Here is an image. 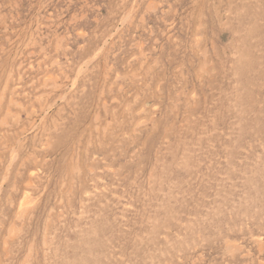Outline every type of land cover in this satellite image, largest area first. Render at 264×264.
Segmentation results:
<instances>
[{
  "label": "rangeland",
  "instance_id": "1",
  "mask_svg": "<svg viewBox=\"0 0 264 264\" xmlns=\"http://www.w3.org/2000/svg\"><path fill=\"white\" fill-rule=\"evenodd\" d=\"M0 262L264 264V0H0Z\"/></svg>",
  "mask_w": 264,
  "mask_h": 264
},
{
  "label": "bare ground",
  "instance_id": "2",
  "mask_svg": "<svg viewBox=\"0 0 264 264\" xmlns=\"http://www.w3.org/2000/svg\"><path fill=\"white\" fill-rule=\"evenodd\" d=\"M71 1H72V0H71ZM18 2H19V1H18ZM32 2H33V1H32ZM150 5H151V4H150ZM11 7H12V6H11ZM26 9H27V8H26ZM36 9H37V8H36ZM154 9H155V8H154ZM49 13H50V12H49ZM84 13H85V12H84ZM46 16H47V15H46ZM128 17H129V16H128ZM131 18H132V17H131ZM134 18H135V17H134ZM126 21H127V20H126ZM35 24H36V23H35ZM152 30H153V29H152ZM149 32H150V31H149ZM152 32H153V31H152ZM58 36H59V35H58ZM64 37H65V36H64ZM120 47H121V46H120ZM30 52H31V51H30ZM138 53H139V52H138ZM28 54H29V53H28ZM95 54H96V53H95ZM89 57H90V56H89ZM13 62H14V61H13ZM82 62H83V61H82ZM75 69H76V68H75ZM23 70H24V69H23ZM75 73H76V72H75ZM55 77H56V76H55ZM56 78H57V77H56ZM75 78H76V77H75ZM72 79H73V78H72ZM10 82H11V81H10ZM73 85H74V84H73ZM112 86H113V85H112ZM15 87H16V86H15ZM69 93H70V92H69ZM77 96H78V95H77ZM192 97H193V96H192ZM10 98H11V97H10ZM11 100H12V99H11ZM11 100H9V101H11ZM17 104H18V103H17ZM63 108H64V107H63ZM7 109L9 110V108H7ZM7 109H6V110H7ZM8 110H7V111H8ZM140 110H141V109H140ZM9 111H10V110H9ZM138 112H139V110H138ZM141 118H142V117H141ZM2 122H3V121H2ZM52 123H53V122H52ZM132 124H133V123H132ZM139 124H141V122H140ZM137 125H138V124H137ZM50 126H51V125H50ZM92 126H93V125H92ZM99 126H100V125H99ZM37 128H38V127H37ZM29 131H30V130H29ZM117 136H118V135H117ZM15 140H16V139H15ZM44 146H45V145H44ZM43 148H44V147H43ZM14 149H15V148H13V150H14ZM38 149H39V148H38ZM12 153H13V152H12ZM14 153H15V151H14ZM13 158H14V157H13ZM13 158H12V160H13ZM10 160H11V159H10ZM12 160H11V161H12ZM11 161H10V162H11ZM168 162H169V161H168ZM9 164H10V163H9ZM7 169H8V168H7ZM7 169H6V170H7ZM110 169H111V168H110ZM30 171H31V170H30ZM32 172H33V170H32ZM32 172H31V173H32ZM31 173H30V174H31ZM30 174H29V175H30ZM33 174H34V173H33ZM28 182H29V181H28ZM29 184H30V183H29ZM31 184H32V183H31ZM31 184H30V185H31ZM147 184H148V183H147ZM28 186H29V185H28ZM121 186H122V185H121ZM25 192H26V191H25ZM27 195H28V193L26 194V196H25V194H24L23 197H27ZM22 199L25 200V198H22ZM29 200H30V199H29ZM29 200H28V201H29ZM20 201H21V203L23 202V200H20ZM25 201H27V198H26ZM25 201H24V202H25ZM24 202H23V203H24ZM7 204H8V203H7ZM24 204H26V202H25ZM259 204H260V203H259ZM22 205H23V204H22ZM14 207H15V206H14ZM22 207H23V206H22ZM25 207H26V206H25ZM25 207H24V208H25ZM27 207H28V206H27ZM27 207H26V208H27ZM30 207H31V205H30ZM150 207H151V206H150ZM19 208H20V207H19ZM22 209H23V208H22ZM22 209H21V210H22ZM26 210H27V209H26ZM26 210H24V211H26ZM103 210H104V209H103ZM108 210H109V209H108ZM129 211H130V210H129ZM22 212H23V211H22ZM127 212H128V211H127ZM162 213H163V212H162ZM23 214H24V213H23ZM9 216H10V215H9ZM101 216H102V215H101ZM93 221H94V220H93ZM87 222H88V221H87ZM105 222H106V220H105ZM13 223H14V222H13ZM79 223H80V222H79ZM147 226H148V225H147ZM108 227H109V226H108ZM96 228H97V227H96ZM108 231H109V230H108ZM108 231H107V232H108ZM11 233H12V232H11ZM13 235H14V234H13ZM13 235H12V236H13ZM10 236H11V235H10ZM4 237H5V236H4ZM106 237H107V236H106ZM130 237H131V236H130ZM161 237H162V236H161ZM79 238H80V237H79ZM76 239H77V238H76ZM28 242H29V241H28ZM234 242H235V241H234ZM260 242H261V241H260ZM130 244H131V243H130ZM232 244H233V243H232ZM40 245H41V244H40ZM128 245H129V244H128ZM226 245H227V244H226ZM233 245H234V244H233ZM34 248H35V247H34ZM3 251H4V250H3ZM117 251H118V250H117ZM120 251H121V250H120ZM262 262H263V261H262ZM0 263H1V262H0Z\"/></svg>",
  "mask_w": 264,
  "mask_h": 264
}]
</instances>
